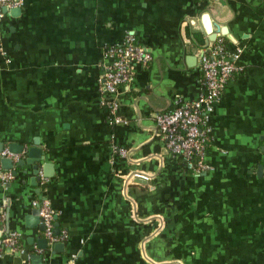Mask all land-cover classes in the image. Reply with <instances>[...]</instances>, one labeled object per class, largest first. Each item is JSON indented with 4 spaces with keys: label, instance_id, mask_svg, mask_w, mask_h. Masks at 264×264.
<instances>
[{
    "label": "crops",
    "instance_id": "crops-1",
    "mask_svg": "<svg viewBox=\"0 0 264 264\" xmlns=\"http://www.w3.org/2000/svg\"><path fill=\"white\" fill-rule=\"evenodd\" d=\"M23 2L20 16L0 23V156L23 147L15 160L0 157L13 176L0 183V229L20 235L23 252L5 249L0 264H264V0ZM204 14L240 51L242 72L214 106L211 170L197 173L168 154L154 115L204 93L191 39L207 44ZM128 32L152 59L117 92L125 123L112 124L99 80L105 48ZM30 148L42 151L39 166L53 165L36 186L32 164L18 165ZM43 200L65 242L26 226L31 202Z\"/></svg>",
    "mask_w": 264,
    "mask_h": 264
},
{
    "label": "built area",
    "instance_id": "built-area-1",
    "mask_svg": "<svg viewBox=\"0 0 264 264\" xmlns=\"http://www.w3.org/2000/svg\"><path fill=\"white\" fill-rule=\"evenodd\" d=\"M217 2L219 0H208ZM24 7L23 0H0V23L12 9ZM240 51L231 52L225 44L223 36L219 33L215 40L208 41L199 50L198 70L202 77L204 93L193 102H181L170 110L154 115V125L157 133L164 139L166 150L173 158L185 162L194 172L211 170L206 162L208 147L211 142V128L209 120L215 104L221 99L227 83L237 74L242 72V67L237 64ZM0 55H4L0 47ZM105 55L110 60L104 74L99 80L100 91L109 96L110 101L102 100L101 105L108 109L112 124L125 123L117 115L115 96L121 87L128 88L132 81L134 66H146L151 61L149 50L141 45L133 32H128L120 44H114L105 48ZM118 156L129 159V150L117 148L114 150ZM0 157H8L12 160L17 156L7 150ZM13 179L11 172L0 171V183L6 186ZM33 209L38 210L40 224L43 226V235L48 243L65 242L67 236L64 232L54 234L55 211L49 203L32 201ZM11 249L18 253L20 248V235L15 231L4 232L0 229V258L5 249ZM38 253L41 251L35 249ZM25 264H33L31 257L27 256Z\"/></svg>",
    "mask_w": 264,
    "mask_h": 264
},
{
    "label": "water",
    "instance_id": "water-1",
    "mask_svg": "<svg viewBox=\"0 0 264 264\" xmlns=\"http://www.w3.org/2000/svg\"><path fill=\"white\" fill-rule=\"evenodd\" d=\"M4 13H8L11 17L15 18L21 15V9L16 8V9H12L9 10L7 12L6 9H3ZM203 24H204V33L205 35L208 37V41H213L216 38V34L215 32L212 30V26L210 25L209 22V16L208 14H204L203 15ZM215 30L220 34V29L214 27ZM223 36L224 34H226V31H222L221 33ZM23 147L17 144H10L8 147V151L10 153H14V154H21ZM2 150V147L0 148V152ZM42 161H44V156L41 150L38 149H33L30 148L27 150V159L25 161H19L18 165L22 166L24 163L27 164H32V169H33V175L34 177L31 180V184L33 186H36V184L38 183V181L40 180L39 176L41 175L42 178H50L52 177V164H42V165H38L39 163H41ZM1 164L2 167L4 169H11L13 162L10 159H5L3 158L1 160ZM261 166L258 167V171L257 173H261ZM37 193L39 192V190L36 191ZM25 222H26V226L29 228H35L38 227L40 231H44L43 226L40 224V220L38 217V210L37 209H33V211L31 212L30 215L25 217ZM54 228H56V225H54ZM59 230L54 229V234H58ZM38 244V248L46 250L47 249V243L44 240H39L37 242ZM61 247H63V244H56L54 245V249H60ZM6 253H12L11 249H6ZM31 261L33 264H42V259L40 256H32Z\"/></svg>",
    "mask_w": 264,
    "mask_h": 264
},
{
    "label": "trees",
    "instance_id": "trees-1",
    "mask_svg": "<svg viewBox=\"0 0 264 264\" xmlns=\"http://www.w3.org/2000/svg\"><path fill=\"white\" fill-rule=\"evenodd\" d=\"M192 41L199 47L202 48L204 46V41H203V37L199 34H194L191 36ZM224 41L227 42V40L224 38ZM180 160V159H179ZM180 162H183L182 160H180ZM186 164V163H185Z\"/></svg>",
    "mask_w": 264,
    "mask_h": 264
}]
</instances>
